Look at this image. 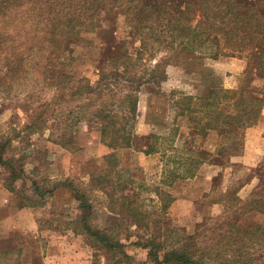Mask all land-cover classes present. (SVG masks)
Wrapping results in <instances>:
<instances>
[{
    "label": "rangeland",
    "instance_id": "obj_1",
    "mask_svg": "<svg viewBox=\"0 0 264 264\" xmlns=\"http://www.w3.org/2000/svg\"><path fill=\"white\" fill-rule=\"evenodd\" d=\"M94 19L91 29L81 30L77 36H71L64 42L62 59L67 66L63 70L72 76L66 82L75 83L82 78L84 83L93 85L104 73L109 77L105 84L112 86L114 72L121 73L122 66L128 63L123 59V54L134 55L136 48L142 45L122 9L110 5L100 8ZM173 55L162 62L164 65L159 69L153 68L157 65L155 61H158V57L148 59L143 55L137 63L134 62L131 74L149 78L152 82L145 84L138 94L139 107L137 105L132 130L134 145L130 151L119 152V161L115 159L114 162L118 161L116 164L122 168H118L119 175L116 176L112 175V161L111 167L104 163L103 158L107 154L98 144L97 125L83 122L76 128L72 147L76 141L81 146L78 149L75 145L77 148L73 155L56 150L58 137L52 133L49 120L31 131L25 128L33 121L35 105L44 107L43 103L50 104L51 99L56 97L57 93L52 87L42 86L27 92L25 88L17 87L8 97L0 94V143L11 140L4 157L16 166L19 175V180L15 181L16 193H8L4 184L11 183L6 181L11 168L0 167V264H112L111 260H107L112 258L110 248L102 244L98 249L90 247L85 237L73 235L71 230L75 225H70L72 228L67 226L83 215H86L92 229L108 234L113 231L122 242L124 251L132 257V264H156L148 255L152 237L156 242L163 243L162 236L171 231L194 234L205 218L224 214V205H216V200L226 199L229 193L244 205L252 192L262 187L264 136H259L264 135V127L254 132L251 126L235 133L230 127L222 126L221 129L203 133L201 128L206 121L204 110L178 116L175 102L184 95L204 96L211 87L229 91L246 90L248 83L252 92L264 95V79L253 77L256 71L249 69L246 53L218 59L201 57L191 51ZM119 56L122 58L115 64ZM163 71L166 77L162 79ZM117 84L114 87L116 100L121 98V90L130 89L123 81ZM111 89L100 87L104 98L112 103ZM230 101L233 103L232 99ZM60 102L61 99L58 100ZM47 110L51 113L54 108ZM220 110L234 114L231 104H222ZM262 112L264 114V109ZM144 121H147L146 125ZM196 125L198 129H195ZM179 135L190 138V143L177 140ZM145 136L157 138L148 142L155 143L159 151L146 158L141 152L148 143L141 140ZM226 137L232 141L219 152V156L201 157L205 161L198 174L211 178L208 192L201 196V192L189 190L186 184H177L173 188L178 180L182 181L177 179L170 183V171L176 166L174 162L180 161L189 152H199L189 148L190 145L196 146L200 140H205L216 149ZM245 143L255 151L263 152L262 157L250 156L253 151L248 150L242 162H234L233 159L246 150ZM22 167L23 170L19 172ZM105 168L108 176L105 182L99 184L97 177L104 173ZM118 176L119 182L116 181ZM64 180L79 186L89 208H80V202L72 190L60 191L53 198L44 192L51 189L56 181ZM127 180L134 181V185L129 186ZM34 184L44 192L43 198L36 195ZM112 194L117 201V209L119 201L141 206L145 218L138 225L132 224L131 217L123 218L117 210H112L114 204L108 198ZM174 196L178 200L175 204ZM33 201L43 203V206L34 207L37 210L32 211L31 215L28 207L23 211L18 210L19 205L35 203ZM164 205H169L167 210H163ZM244 210L240 208L230 213L237 224L243 227L264 225V213ZM172 237L175 239L174 234ZM172 242H164V247L172 246Z\"/></svg>",
    "mask_w": 264,
    "mask_h": 264
},
{
    "label": "trees",
    "instance_id": "obj_2",
    "mask_svg": "<svg viewBox=\"0 0 264 264\" xmlns=\"http://www.w3.org/2000/svg\"><path fill=\"white\" fill-rule=\"evenodd\" d=\"M109 5L122 9L142 46L136 48L134 55L127 52L123 54V59L128 63L122 66L121 73L114 72L112 86L105 84L109 77L104 76V73L93 85L84 83L82 78L75 83L66 82L72 76L63 70L67 66L62 59L65 40L77 36L81 30L91 29L96 11ZM83 25L88 26L83 28ZM181 51L195 52L210 59L246 53L249 69L256 71L253 77L264 79V0H0V94L8 97L17 87L25 88L26 92L42 86L52 87L57 93L56 97L51 99L50 104L43 103L44 107L41 104L35 105L33 121L25 128L31 131L49 120L53 127L52 133L58 137L55 143L73 152L76 149L75 145L72 147L76 128L83 122L97 125L101 144L110 150L103 158L104 163L111 167L112 161V175L115 176L119 169L116 164L118 161L114 162L117 158L112 150L131 148L134 145L132 130L137 116L138 94L145 84L152 82L149 78L133 76L131 69L143 55L148 59L158 57V61H155L157 65L152 67L162 68V62ZM121 58L119 56L114 63ZM165 77L166 72L163 71L161 78ZM120 81L130 89L124 92L121 90L122 96L116 100L114 87ZM101 86H105V89L112 87V103L104 98ZM246 88L229 91L211 87L204 96H180L175 102L176 114L185 116L203 109L206 118L201 128L203 133L221 129L222 126H228L236 133V130L255 125L264 109V95L252 92L249 83ZM60 99L62 102L58 103ZM222 104H231L234 114L220 110ZM49 107L54 108L51 113L47 110ZM195 129H198L197 125ZM149 139L157 138H141L147 142ZM10 141L0 143V167L11 168L6 178L11 183L4 184V187L15 192V181L19 180L18 171L4 157ZM231 141L226 137L222 145L212 153L189 152L180 161H175L176 166L170 171V183L177 179L194 178L204 164L205 160L201 157L219 156V152ZM232 145L236 146V143ZM157 148L155 143L149 141L141 152L152 155L159 152ZM19 170L21 172L23 167ZM104 170L97 177L100 179L99 184L105 182L108 176L106 168ZM119 180L118 176L116 181ZM261 181L262 187L252 192L244 205L239 204V198L229 193L226 199H221L223 202L216 200V205H224V214L205 218L194 234L171 231L169 233L174 234L175 239L171 238L172 234L166 233L162 236L163 243L156 242L155 237H152L148 252L150 259L156 264H264V225L243 227L230 215L240 208L246 209L243 212L264 213V175ZM126 182L129 186L134 185V181ZM34 187L40 198L44 197V192L51 195L56 187L69 188L80 202V208L90 207L86 206L85 195L81 194L79 186L72 182H58L44 192L40 191L37 184ZM113 195L108 196L114 204L112 210H117L123 218H133L134 225L145 218L141 206L131 203L126 205V202L119 201L117 209ZM33 202L22 206H43V203ZM168 207L162 206L163 210ZM68 225L70 228V225H75L71 230L73 235L85 237L90 247L98 249L105 245L110 248L112 258L107 260H111L112 264L133 263L132 257L124 251L122 242L114 232L108 234L92 229L86 215ZM169 240L173 241L172 246L164 247V242Z\"/></svg>",
    "mask_w": 264,
    "mask_h": 264
},
{
    "label": "crops",
    "instance_id": "obj_3",
    "mask_svg": "<svg viewBox=\"0 0 264 264\" xmlns=\"http://www.w3.org/2000/svg\"><path fill=\"white\" fill-rule=\"evenodd\" d=\"M221 62H223V61H221ZM138 107H139V104H138ZM140 108H141V106H140ZM139 109V108H138ZM146 122L147 121H144L143 122V124L144 125H146ZM258 124L257 125H254V126H252L251 127V129H253L254 130V132L255 131H258V130H260V128L262 129L263 127H264V114H263V112L261 113V115H260V118H259V120H258V122H257ZM262 131V130H261ZM263 131H264V129H263ZM263 134V133H262ZM99 135V134H98ZM196 137H198L197 135H195ZM264 135H261L260 134V136L259 137H263ZM98 137V139L99 140H97L98 141V144L100 145V147H102L101 148V150H102V152H104V154H108L109 152H110V150L107 148V147H105V146H103L102 144H101V142H100V137L99 136H97ZM178 137H180V138H177V140H182L183 141V143L184 142H188V143H190V138L189 139H187L186 138V136H181V135H179ZM261 139V138H260ZM176 140V141H177ZM194 141V140H193ZM194 142H196V141H194ZM249 142V141H248ZM188 143H185V144H188ZM197 145L196 146H193V145H190V147L189 148H191V149H193V150H196V151H206V152H210V153H212L214 150H215V148L213 147V145L211 144V143H208V141L206 142L205 140L203 141H201L200 140V142H199V144L198 143H196ZM75 145L76 146H78V149H79V147L81 146L77 141H76V143H75ZM57 149L56 150H61L62 152H67V153H69L70 155H73V154H75L74 153V151H73V153L71 152V151H69V150H66V149H64V148H62L61 146H57L56 147ZM77 148V147H76ZM106 150V151H104V149ZM244 148H246V150H244L243 151V153L242 154H240L237 158H234L233 160H234V162H242V160L244 159V157H245V155L247 154V151L248 150H250V151H253V152H250V156H253V157H255V158H258L259 156H260V158L262 157V153L263 152H260V151H255L254 149H252L251 147H248V145H246V143H245V146H244ZM132 150V149H131ZM124 151H130V148H124V149H115V150H112V154H114L115 156H117V159L119 158V152H124ZM143 154V153H142ZM144 155V154H143ZM264 155V154H263ZM145 156V158L146 157H149V156H151V155H144ZM118 161H119V159H118ZM118 168L119 169H121L122 167H120V166H118ZM64 181H66V180H64ZM58 182H61V181H56V183H58ZM178 184V186H181V185H183V184H186V185H188V189L189 190H193L194 189V191H196V192H198V193H202L201 194V196L202 195H204L206 192H208L209 190H210V186H211V178L210 177H207V176H201L200 175V173L199 174H197L194 178H192V179H188V180H182V181H179L178 180V182H176L175 184H174V186H173V188L175 187V185H177ZM53 188V187H52ZM172 188V189H173ZM179 188V187H178ZM5 189V188H4ZM63 190H70L69 188H66V187H56L55 189H54V191H53V193L51 194V195H49L48 197H50V198H53V197H56L57 196V193H59L60 191H63ZM8 193H14V192H10V191H8V190H6ZM190 192V191H189ZM16 193V192H15ZM200 196V197H201ZM178 200L176 199V197L174 196V204L177 202ZM28 207V210H29V213H30V215L32 214V211L34 212V210H37V209H35L34 207H30V206H22V205H19L18 206V210L19 211H23V210H25V208H27ZM21 209V210H20ZM23 216H25V214H22Z\"/></svg>",
    "mask_w": 264,
    "mask_h": 264
}]
</instances>
